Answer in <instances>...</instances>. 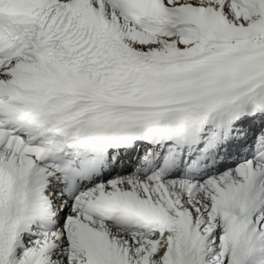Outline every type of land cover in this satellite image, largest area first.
<instances>
[{"label":"snow or ice","instance_id":"6c2138e0","mask_svg":"<svg viewBox=\"0 0 264 264\" xmlns=\"http://www.w3.org/2000/svg\"><path fill=\"white\" fill-rule=\"evenodd\" d=\"M0 264H264V0H0Z\"/></svg>","mask_w":264,"mask_h":264}]
</instances>
